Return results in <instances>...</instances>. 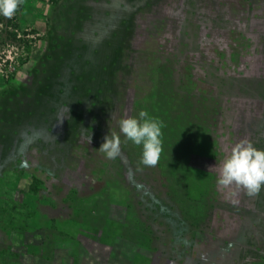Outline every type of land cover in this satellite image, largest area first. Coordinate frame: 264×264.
Here are the masks:
<instances>
[{
  "label": "crops",
  "instance_id": "1",
  "mask_svg": "<svg viewBox=\"0 0 264 264\" xmlns=\"http://www.w3.org/2000/svg\"><path fill=\"white\" fill-rule=\"evenodd\" d=\"M97 7L82 28L101 57L98 121L103 103L114 113L130 102L129 117L143 109L163 122L158 163L129 160L130 197L143 199L130 201L131 212L144 204L143 214L161 215L160 233L144 250L155 246L179 264L197 260L200 245L263 244L264 188L249 196L234 187L233 205L216 180L235 143L264 150V0H98Z\"/></svg>",
  "mask_w": 264,
  "mask_h": 264
},
{
  "label": "rangeland",
  "instance_id": "2",
  "mask_svg": "<svg viewBox=\"0 0 264 264\" xmlns=\"http://www.w3.org/2000/svg\"><path fill=\"white\" fill-rule=\"evenodd\" d=\"M97 3L21 0L13 17L0 16V264H173L144 250L161 215L130 209L143 202L128 181L141 146L120 134L118 157L98 150L130 102L114 113L103 103L98 121L101 57L82 28ZM237 243L197 246L198 259L179 264H264V243Z\"/></svg>",
  "mask_w": 264,
  "mask_h": 264
},
{
  "label": "clouds",
  "instance_id": "3",
  "mask_svg": "<svg viewBox=\"0 0 264 264\" xmlns=\"http://www.w3.org/2000/svg\"><path fill=\"white\" fill-rule=\"evenodd\" d=\"M21 0H0V16L13 17ZM119 132H112L104 137L99 151L108 159H115L121 152V137L141 146L140 162L148 167L158 163L161 153V129L163 122L151 117L146 110H140L136 116L121 118L118 121ZM91 136L88 137V143ZM216 183L219 190L231 198L230 203L236 205L239 200L233 188L243 190L251 196L264 188V150L254 147L251 141L241 140L228 151L217 168Z\"/></svg>",
  "mask_w": 264,
  "mask_h": 264
}]
</instances>
